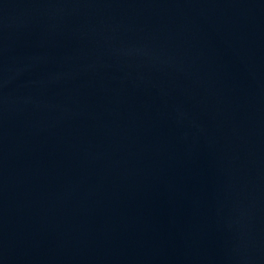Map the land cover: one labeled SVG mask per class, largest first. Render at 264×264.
<instances>
[{
  "label": "water",
  "instance_id": "water-1",
  "mask_svg": "<svg viewBox=\"0 0 264 264\" xmlns=\"http://www.w3.org/2000/svg\"><path fill=\"white\" fill-rule=\"evenodd\" d=\"M0 264H264V0H0Z\"/></svg>",
  "mask_w": 264,
  "mask_h": 264
}]
</instances>
